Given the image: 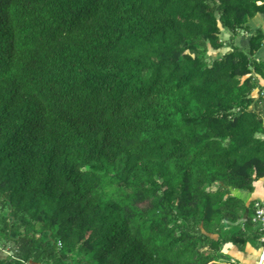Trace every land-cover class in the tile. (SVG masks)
<instances>
[{"label":"trees","instance_id":"trees-1","mask_svg":"<svg viewBox=\"0 0 264 264\" xmlns=\"http://www.w3.org/2000/svg\"><path fill=\"white\" fill-rule=\"evenodd\" d=\"M258 13L0 0V264H237L222 245L260 238L233 190L264 177V32L233 38ZM221 28L232 48L209 63Z\"/></svg>","mask_w":264,"mask_h":264},{"label":"rangeland","instance_id":"rangeland-1","mask_svg":"<svg viewBox=\"0 0 264 264\" xmlns=\"http://www.w3.org/2000/svg\"><path fill=\"white\" fill-rule=\"evenodd\" d=\"M250 19L248 21H250ZM245 25L249 26L248 23H245ZM249 28H250L249 30H246L244 28L240 29L239 33L233 38V43L236 45H239L240 47H246V45H248L247 44L248 39L251 36V34L256 32L258 28L262 29V27H259V26L255 28L253 23L250 24ZM247 35H249V37ZM220 36L224 41L223 44L218 48L209 47L208 51L205 54V58L207 59V62L209 63L211 62L212 59L216 57H220L223 53L231 50L232 48L231 47L232 44L230 43L231 33L228 30L221 28ZM238 39H245V41L247 40V43L242 44L243 42H240ZM261 92L264 93V80H262L261 78H258L257 86L252 90L251 95L254 98H257L258 95L261 94ZM260 136H264V135H260ZM256 181H258L257 184H256ZM259 183H260L259 179L255 180L254 190L251 193H249L251 196L249 200L244 199L245 195L242 194V192L233 190V193L242 197L244 199L245 205H248L251 201H254L253 203H254L256 210H259V209L262 210V217L253 219L255 217L256 210H255L254 216L252 217V222H253L252 230L253 232L257 233L260 236V238H256L254 241L251 240L249 244L248 243L246 244L244 250H239L237 246L233 245L230 242L224 243L221 248V253L223 255L221 258H227L230 261L233 260L232 262H235L237 264H254V262L257 260V255L259 254V250L263 247V244H264V240H263L264 239V200H261L259 198L260 194H258L257 191L261 188V191H262L261 195L264 198V177L261 179V184ZM245 219H246V212L243 211L241 213V217L237 220V224L240 226L241 231L245 235H248L250 237L252 232L248 230L247 227L245 226L244 224ZM229 225H226L225 227L227 228ZM211 235L216 237V234H211ZM206 246L207 245L204 243L200 244V248H205ZM8 255H9V252L0 247V257H6Z\"/></svg>","mask_w":264,"mask_h":264},{"label":"crops","instance_id":"crops-1","mask_svg":"<svg viewBox=\"0 0 264 264\" xmlns=\"http://www.w3.org/2000/svg\"><path fill=\"white\" fill-rule=\"evenodd\" d=\"M255 18V19H254ZM252 21V22H251ZM248 24H249V26H250V24H252L253 23V25H254V27L256 28L257 26H259V27H262V30H263V32H264V13H258V14H256L254 17H252L251 19H250V21H248L247 22ZM260 24V25H259ZM252 26V25H251ZM248 37H249V35H247ZM240 42H243L242 44H246L247 43V40L245 41V39H238ZM249 40V39H248ZM248 44V43H247ZM247 46V45H246ZM256 57H258V58H260V59H264V41H263V44L261 45V47L257 50V53H256ZM262 80H264V79H262ZM261 179L262 178H260L259 180H260V183L259 184H261ZM258 180V179H257ZM258 183V181H256V184ZM255 187H256V185H255ZM235 190H237V191H239V192H242V194H244L245 196H244V199L245 200H249L250 198H251V196H250V194L249 193H251V192H249V191H243V190H241V189H235ZM257 193L258 194H260L259 196V198L261 199V200H264V198L262 197V191H261V188L257 191ZM259 252H260V250H259ZM259 255V254H258ZM258 255H257V258H258ZM256 262V261H255ZM255 262H254V264H255ZM263 263H264V261H263ZM262 263V264H263Z\"/></svg>","mask_w":264,"mask_h":264},{"label":"built area","instance_id":"built-area-1","mask_svg":"<svg viewBox=\"0 0 264 264\" xmlns=\"http://www.w3.org/2000/svg\"><path fill=\"white\" fill-rule=\"evenodd\" d=\"M260 217H262V210L259 209V210H256V214H255V217L253 219H257ZM263 261H264V244H263V247L260 249V252H259V255H258V258H257L255 264H262Z\"/></svg>","mask_w":264,"mask_h":264}]
</instances>
